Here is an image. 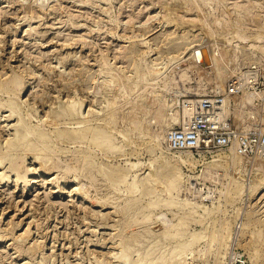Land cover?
Returning <instances> with one entry per match:
<instances>
[{"label": "rangeland", "instance_id": "374dc122", "mask_svg": "<svg viewBox=\"0 0 264 264\" xmlns=\"http://www.w3.org/2000/svg\"><path fill=\"white\" fill-rule=\"evenodd\" d=\"M201 98L229 150L176 147ZM254 135L264 0H0V264H264Z\"/></svg>", "mask_w": 264, "mask_h": 264}, {"label": "built area", "instance_id": "2783aa9c", "mask_svg": "<svg viewBox=\"0 0 264 264\" xmlns=\"http://www.w3.org/2000/svg\"><path fill=\"white\" fill-rule=\"evenodd\" d=\"M222 102L215 98H201L187 101L191 109L190 119L186 126L173 133V141L177 148L216 147L220 150H229L231 139L229 133L221 126ZM262 147L264 139L255 135L244 142L238 143L239 151H254Z\"/></svg>", "mask_w": 264, "mask_h": 264}, {"label": "bare ground", "instance_id": "6f19581e", "mask_svg": "<svg viewBox=\"0 0 264 264\" xmlns=\"http://www.w3.org/2000/svg\"><path fill=\"white\" fill-rule=\"evenodd\" d=\"M201 48H205V49H207V52H208L209 57H210V62H209L208 64H206V63L204 62V57H203V55H202V53H201V50H200ZM215 53H216V51H215ZM193 55H194V59H193V61L195 60V62H196L195 65H197L198 67H201V68L207 69V68L213 66V65L216 63V56H215L214 52H213L212 49L209 47V45H207V44H205V43L200 44V46L196 47V48L194 49V53H193ZM192 57H193V56H192ZM248 94H249V93H248ZM251 95H252V93H251ZM248 96L250 97V95H248ZM248 99H249V98H248ZM184 113H185V115H184L185 118H187V116H188L189 113H190V109L187 108V107H185V109H184Z\"/></svg>", "mask_w": 264, "mask_h": 264}, {"label": "water", "instance_id": "95a60500", "mask_svg": "<svg viewBox=\"0 0 264 264\" xmlns=\"http://www.w3.org/2000/svg\"><path fill=\"white\" fill-rule=\"evenodd\" d=\"M200 50H201V53H202V55H203V57H204V62H205L206 64H208V63L210 62V57H209V54H208V52H207V49H205V48H201Z\"/></svg>", "mask_w": 264, "mask_h": 264}]
</instances>
